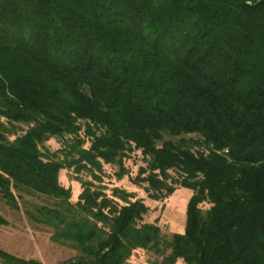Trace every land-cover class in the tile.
Listing matches in <instances>:
<instances>
[{
    "label": "trees",
    "instance_id": "obj_1",
    "mask_svg": "<svg viewBox=\"0 0 264 264\" xmlns=\"http://www.w3.org/2000/svg\"><path fill=\"white\" fill-rule=\"evenodd\" d=\"M0 116L28 125L11 140L0 123L10 207L12 189L69 200L62 169L137 150L151 198L173 183L193 191L169 264H264V0H0ZM68 134L73 160L45 156L46 140ZM130 195L115 188L120 204L85 184L77 205L104 227L44 209L83 252L68 264H124L157 241ZM0 263L43 264L2 249Z\"/></svg>",
    "mask_w": 264,
    "mask_h": 264
},
{
    "label": "rangeland",
    "instance_id": "obj_2",
    "mask_svg": "<svg viewBox=\"0 0 264 264\" xmlns=\"http://www.w3.org/2000/svg\"><path fill=\"white\" fill-rule=\"evenodd\" d=\"M0 123L9 128L11 140L24 134L28 129V125L24 123H11L1 116ZM74 137L70 134L50 137L40 146L41 150L47 157L71 161L77 154L72 149L75 145ZM165 138L171 137L165 135ZM89 146L90 141L87 140L84 147ZM142 166H146L145 159L140 151L135 150L121 163H103L98 170L84 168L77 172L74 166L64 168L60 171L59 179L62 185L71 189L72 193L70 199L65 201L12 189L18 203V207L14 208L10 207L7 200L0 195V214L7 220L6 224H0V249L17 257L34 259L43 264H68L81 257L83 252L73 240L64 235L63 225L60 229L57 219L54 222L48 221L44 209L62 211L67 222L75 215L80 220L88 221V224L97 223L98 226L104 227L105 224L97 222L91 213H87L77 205L86 184L93 190L105 192L108 197L114 198L120 204H124V201L113 196L115 188L131 194L129 196L131 201L143 200L148 206V211L140 224H153L159 229L157 241L151 243L149 247L135 248L124 264H169L166 258L171 253L170 244L174 234L185 231L187 205L193 191L173 183V180L179 176L175 171H170L168 182L174 184L175 190L161 199H153L147 189L148 184L138 181L137 177ZM201 207L205 211L210 204L204 202ZM175 264L186 263L183 259H178Z\"/></svg>",
    "mask_w": 264,
    "mask_h": 264
}]
</instances>
